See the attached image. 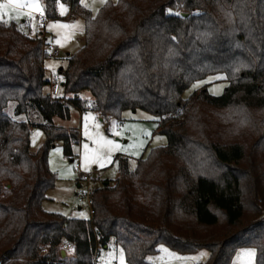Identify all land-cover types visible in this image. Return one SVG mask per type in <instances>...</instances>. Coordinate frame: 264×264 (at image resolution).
Here are the masks:
<instances>
[{
	"label": "trees",
	"instance_id": "obj_1",
	"mask_svg": "<svg viewBox=\"0 0 264 264\" xmlns=\"http://www.w3.org/2000/svg\"><path fill=\"white\" fill-rule=\"evenodd\" d=\"M42 1L47 19L58 18V1L69 4L67 16L83 20V43L60 69L73 97L52 98L44 92L43 34L0 21V264H97V248L110 238L127 264H145L158 244L179 253L207 249L196 264H229L249 246L255 264H264V158L256 162L225 135L234 113L263 150L264 0H106L95 14L80 0ZM217 73L227 79L220 95L200 89L182 97ZM82 90L103 119L143 110L166 137L133 168L117 160L113 183L89 192L88 219L41 207L56 181L49 149L61 141L71 158L79 138L52 118H68V104L80 108ZM29 110L45 122L36 124L44 141L35 152L30 123L15 119ZM65 243L73 256H60Z\"/></svg>",
	"mask_w": 264,
	"mask_h": 264
},
{
	"label": "rangeland",
	"instance_id": "obj_2",
	"mask_svg": "<svg viewBox=\"0 0 264 264\" xmlns=\"http://www.w3.org/2000/svg\"><path fill=\"white\" fill-rule=\"evenodd\" d=\"M104 1L106 0H80V4L95 14ZM33 2L38 5V10L27 6ZM0 3H6V0H0ZM23 3L24 7L3 10L7 14L0 15V21L14 22L21 32L29 36L44 34L48 40V48H46L47 56L43 60V67L45 77L49 81L44 87V92L52 98L73 97L72 94H65L63 91L60 69L65 67L68 55L78 50L83 43L82 18L76 15L68 17L67 14H71L69 4L62 1L56 3L57 19L46 18L42 0H23ZM39 12L42 17L38 15ZM50 46L55 47L56 55L51 54ZM226 85L227 79L224 74L208 75L194 81L184 90L182 97L187 98L192 92L200 89H205L210 95L218 96ZM77 95L81 100V107L77 109L68 104L69 117L63 119L55 116L51 121L55 126L77 130L79 138L77 145L73 147L71 158L63 155L61 141H56L49 149L47 163L56 181L53 188L46 193L50 199H45L42 203L48 212L88 219L89 195L85 190L88 189L90 192L105 182L112 184L117 176V160L120 157H125L129 168H133L136 161L145 157L152 148L165 145L166 137L159 132L158 119L148 112L139 109L124 110L119 120L100 119L91 109V93L82 90ZM13 107L14 103L10 102L5 110L12 117ZM15 119L27 120L30 123L29 146L30 151L35 152L44 141V133L36 124L45 123L44 119L33 110L16 116ZM225 135L229 136L227 138L231 142H239L246 156L254 152L256 162H261L264 158V147L262 151L255 147L259 134L251 131L249 124H242L234 113L227 123ZM105 141H112L113 144L107 145ZM244 162L246 163V158ZM83 175L88 179L82 180ZM78 190H82L79 196H77ZM67 256H73L72 252H66L64 257ZM208 256L207 249L179 253L166 245L158 244L156 253L148 255L145 264H196L205 262ZM95 261L97 264H127L122 248L113 238H110L105 246L97 248ZM229 264H255L254 248L239 247Z\"/></svg>",
	"mask_w": 264,
	"mask_h": 264
},
{
	"label": "snow or ice",
	"instance_id": "obj_3",
	"mask_svg": "<svg viewBox=\"0 0 264 264\" xmlns=\"http://www.w3.org/2000/svg\"><path fill=\"white\" fill-rule=\"evenodd\" d=\"M23 0H6V3H0V15L7 14L3 10L7 8L16 9L17 7H24ZM28 7L36 8L38 10V5H36L34 2L27 5ZM107 145H112V141H105L104 142ZM85 148H87V145H85Z\"/></svg>",
	"mask_w": 264,
	"mask_h": 264
},
{
	"label": "built area",
	"instance_id": "obj_4",
	"mask_svg": "<svg viewBox=\"0 0 264 264\" xmlns=\"http://www.w3.org/2000/svg\"><path fill=\"white\" fill-rule=\"evenodd\" d=\"M38 15L40 17H42V14L40 12L38 13ZM46 48H48V45H46ZM49 48H50V52H51L52 55H56L57 54V50L55 49V47L50 46ZM87 179H88V177L86 175H83L82 176V180H87ZM85 191H86V194L89 195L88 189H86ZM81 193H82V190H78L77 196L81 195ZM87 198H88V206L90 208L89 196ZM90 213H91V209H90ZM60 250H64L65 252H70V253L72 252L73 253V245H71L69 243H65V244H63L61 246V249Z\"/></svg>",
	"mask_w": 264,
	"mask_h": 264
},
{
	"label": "crops",
	"instance_id": "obj_5",
	"mask_svg": "<svg viewBox=\"0 0 264 264\" xmlns=\"http://www.w3.org/2000/svg\"><path fill=\"white\" fill-rule=\"evenodd\" d=\"M43 36H44V34H43ZM44 37H45V36H44ZM45 41H46V43H47V41H48V40L46 39V37H45ZM68 56H69V55H68ZM74 107H75V106H74ZM75 108H77V107H75ZM86 108H87V107H86ZM77 109H79V108H77ZM99 118L102 119V117H101L100 115H99ZM57 127H59V126H57ZM46 199H50L49 196H48ZM42 207H43L44 210H46V208L43 206V203H42ZM46 211H47V210H46ZM103 246H105V245H103ZM98 248H99V247H98ZM65 255H66V254H65Z\"/></svg>",
	"mask_w": 264,
	"mask_h": 264
},
{
	"label": "water",
	"instance_id": "obj_6",
	"mask_svg": "<svg viewBox=\"0 0 264 264\" xmlns=\"http://www.w3.org/2000/svg\"><path fill=\"white\" fill-rule=\"evenodd\" d=\"M183 15L186 16L187 14L184 13ZM104 184H106V182H105ZM7 186H8V185H7ZM65 254H66V252H65L64 250H60V256H61V257H64Z\"/></svg>",
	"mask_w": 264,
	"mask_h": 264
}]
</instances>
